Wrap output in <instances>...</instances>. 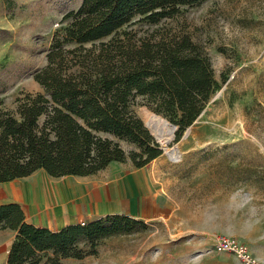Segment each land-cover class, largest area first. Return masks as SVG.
<instances>
[{
	"label": "rangeland",
	"instance_id": "1",
	"mask_svg": "<svg viewBox=\"0 0 264 264\" xmlns=\"http://www.w3.org/2000/svg\"><path fill=\"white\" fill-rule=\"evenodd\" d=\"M82 1L0 0L3 106L14 108L22 92L43 91L35 74L47 63L55 34L68 26L65 15ZM123 28L152 39L190 35L206 51L218 87L179 139L175 128L169 139L167 132L159 135L151 119L172 121L143 98L136 99L133 111L155 135L163 153L145 166L151 194L129 196L122 212L129 214L132 203L147 226L105 238L96 254L64 264H241L234 253L219 251L216 243L234 237L264 250V0H203L183 4L177 13L157 22L136 15ZM121 144L127 150L135 147L126 140ZM118 164L128 173L137 168ZM40 173L29 178L35 180ZM117 176L111 164L83 178L96 190L94 205L105 204L102 211L89 208L90 217L110 213L105 199L112 197L110 186ZM17 196L29 215L28 206ZM78 213L82 216L85 211L80 208ZM48 215V222L42 217L43 223L55 226L54 213Z\"/></svg>",
	"mask_w": 264,
	"mask_h": 264
},
{
	"label": "trees",
	"instance_id": "2",
	"mask_svg": "<svg viewBox=\"0 0 264 264\" xmlns=\"http://www.w3.org/2000/svg\"><path fill=\"white\" fill-rule=\"evenodd\" d=\"M201 1L83 0L69 11L35 74L43 91L22 92L11 109L0 103V183L39 169L61 177L97 174L114 161L146 166L163 148L133 111L138 97L177 125L179 139L218 87L207 53L188 34L152 39L123 27L136 15L157 22ZM0 226L17 231L9 264H64L147 224L114 212L52 229L30 222L25 206L12 201L0 204Z\"/></svg>",
	"mask_w": 264,
	"mask_h": 264
},
{
	"label": "crops",
	"instance_id": "3",
	"mask_svg": "<svg viewBox=\"0 0 264 264\" xmlns=\"http://www.w3.org/2000/svg\"><path fill=\"white\" fill-rule=\"evenodd\" d=\"M118 163L115 161L111 163L113 164V169L117 170L118 176L110 186L112 196L110 198L112 199H105L108 207L111 208L110 213L122 212L124 209L123 201L126 198H130L129 196L133 199V197L137 196L138 192L140 195L151 194L153 190L145 166L136 168L128 173L124 172ZM37 171H41L42 173L37 174L35 180L29 178L31 174L23 177L19 183H15V180L1 182L0 204L18 201L17 195L19 194L21 201L28 206V220L30 222L41 224V222L43 223L42 217H46V221L48 222L50 217L48 213L51 211L54 213L55 226L43 223L52 229H60L70 223L92 220L94 218L90 217L88 213L89 208H92V206L94 208L95 206V208L102 211L103 207H105V204L102 205V201L94 205L96 190L86 185L85 181H83V178L89 175H65L55 177L62 179L52 180L51 177L54 176L49 175L45 170L39 169ZM104 197H106L105 191H103ZM119 197H121V200L118 203ZM80 208L85 211V214L82 216H79L78 213ZM129 211L130 215L138 218L132 203H130ZM16 233L15 229L2 228L0 226V264H9L10 245ZM249 247L253 254L264 262V250L253 249L250 245ZM77 259L75 257H67L63 261Z\"/></svg>",
	"mask_w": 264,
	"mask_h": 264
},
{
	"label": "built area",
	"instance_id": "4",
	"mask_svg": "<svg viewBox=\"0 0 264 264\" xmlns=\"http://www.w3.org/2000/svg\"><path fill=\"white\" fill-rule=\"evenodd\" d=\"M219 251H229L234 253L241 264H264L262 260L257 258L251 251L249 245L234 237H222L216 243Z\"/></svg>",
	"mask_w": 264,
	"mask_h": 264
},
{
	"label": "bare ground",
	"instance_id": "5",
	"mask_svg": "<svg viewBox=\"0 0 264 264\" xmlns=\"http://www.w3.org/2000/svg\"><path fill=\"white\" fill-rule=\"evenodd\" d=\"M150 124H151L152 128L155 131H157V133L159 135H162V133L165 134V132H167L168 133V135L166 136L167 139L170 138L171 133L174 130V126L172 125V123H170L169 121L163 119L160 116H155L154 118H152ZM165 147H166V145H165ZM167 152L171 153L172 155L174 154L173 150L169 149V148H167ZM172 158L176 159V158H178V156L177 157L172 156Z\"/></svg>",
	"mask_w": 264,
	"mask_h": 264
},
{
	"label": "water",
	"instance_id": "6",
	"mask_svg": "<svg viewBox=\"0 0 264 264\" xmlns=\"http://www.w3.org/2000/svg\"><path fill=\"white\" fill-rule=\"evenodd\" d=\"M171 123H172V122H171ZM172 125L174 126L175 129L178 128L176 124L172 123ZM188 128H189V127H188ZM188 128H187V129H188Z\"/></svg>",
	"mask_w": 264,
	"mask_h": 264
}]
</instances>
